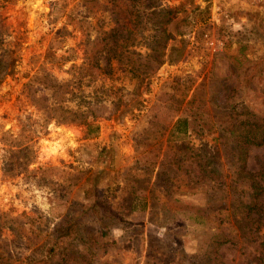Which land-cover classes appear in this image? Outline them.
Here are the masks:
<instances>
[{
	"label": "rangeland",
	"instance_id": "374dc122",
	"mask_svg": "<svg viewBox=\"0 0 264 264\" xmlns=\"http://www.w3.org/2000/svg\"><path fill=\"white\" fill-rule=\"evenodd\" d=\"M78 1L0 0V37L18 57L0 82V264H257L264 224L241 226L248 193H261L264 208V146L249 149L246 177L219 130L242 104L264 113V8L189 0L168 44L180 49L141 86L131 113L97 117L88 134L79 119L61 120L78 96L84 106L95 90L112 94L108 111L136 79L124 63H113L114 81L82 65L84 48L100 46L83 29L129 24L120 4ZM214 5L233 23L213 19ZM197 107L202 119L178 133L176 121Z\"/></svg>",
	"mask_w": 264,
	"mask_h": 264
},
{
	"label": "trees",
	"instance_id": "16d2710c",
	"mask_svg": "<svg viewBox=\"0 0 264 264\" xmlns=\"http://www.w3.org/2000/svg\"><path fill=\"white\" fill-rule=\"evenodd\" d=\"M96 1L79 0L77 5L81 4L88 9V4ZM109 1L113 5L112 10L117 7V4H120L118 6L120 11L116 14L119 15L120 19H126V23L129 25L126 24V26L122 27L113 26L109 30L93 29L92 32L83 29L85 41L89 43L95 36L93 42L100 46L93 50L84 48L85 59L82 65L89 64L99 69L111 81H114L113 72H115V69L113 63H124L126 67L122 71L124 70L128 74L129 80L136 79V84L130 93L125 94V96L127 94L132 95L130 98L127 96L128 98L124 99L122 95H115V100L110 101L112 106L108 111L104 100L109 99L112 94L102 91L101 95L98 96L95 90L88 101L83 98L84 106L81 96H78L80 103L77 104L75 110L68 111L70 113L69 116H64L61 120L68 121L72 120L73 117L79 119L87 126L88 134L92 129L94 131L98 129V125L94 124L97 117L103 115L110 117L120 109H122L119 113L120 117L131 113L130 108H127V106L141 94V86L144 84L148 89L150 77L163 63L172 59L173 51L180 49L172 47L168 50V44L182 34V32L176 30L175 15L189 2L187 0L185 3H180L176 6H167L163 5L161 0H125L123 3L121 1L115 2L116 0ZM86 16L84 14L83 17ZM67 17L69 18L68 21L74 19L71 15ZM77 22L80 21L77 20ZM6 44V38L0 37V82L14 73L18 61V57L14 55L12 48L5 47ZM144 47L145 51H137L138 48L143 49ZM89 51H91L90 54H88ZM101 62L104 63L103 67L100 66ZM50 85L55 89L61 88V85L58 84L52 83ZM80 85L79 79L76 89L79 90ZM76 96L74 95V97ZM192 101L193 98L189 102ZM240 106L245 110L230 111L231 120L229 125L220 128L219 132L221 133L220 137L224 138L229 145L233 162L236 163L237 167L242 166V171H245L249 149L251 147L264 146V113L257 114L249 111L245 104ZM203 111L204 109L200 110L199 107L195 110H190L187 117L179 118L176 121L174 129L178 133L186 132L190 123L189 117L192 118V122L199 121L202 119ZM197 116L200 118H197ZM245 174L247 177L250 173L246 170ZM250 185L252 186V184ZM260 195L261 193L253 191L246 196L243 211V219L246 221L241 226L242 233H244L243 228L246 225L253 223L264 224V208ZM230 239L225 238L222 241H218V244H223L230 241ZM256 251L257 254L254 256V260L257 264H264V238L257 244Z\"/></svg>",
	"mask_w": 264,
	"mask_h": 264
},
{
	"label": "built area",
	"instance_id": "2783aa9c",
	"mask_svg": "<svg viewBox=\"0 0 264 264\" xmlns=\"http://www.w3.org/2000/svg\"><path fill=\"white\" fill-rule=\"evenodd\" d=\"M235 1L240 2L241 4L244 5L259 6L264 8V0H235ZM222 16L226 18V20L229 21L230 23H233L232 17H229L227 13L222 12L219 6L214 5V7L212 8L211 17L219 21L220 17ZM204 37L206 39V43L213 52L219 51L221 49L222 42H220L219 40H215L212 37H209L207 33L204 35Z\"/></svg>",
	"mask_w": 264,
	"mask_h": 264
}]
</instances>
